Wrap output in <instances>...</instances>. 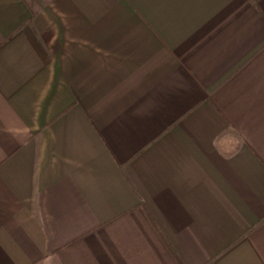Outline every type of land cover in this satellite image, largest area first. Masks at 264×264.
Wrapping results in <instances>:
<instances>
[{
  "label": "crops",
  "instance_id": "0c3cea01",
  "mask_svg": "<svg viewBox=\"0 0 264 264\" xmlns=\"http://www.w3.org/2000/svg\"><path fill=\"white\" fill-rule=\"evenodd\" d=\"M0 264H264V0H0Z\"/></svg>",
  "mask_w": 264,
  "mask_h": 264
}]
</instances>
